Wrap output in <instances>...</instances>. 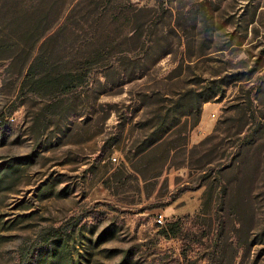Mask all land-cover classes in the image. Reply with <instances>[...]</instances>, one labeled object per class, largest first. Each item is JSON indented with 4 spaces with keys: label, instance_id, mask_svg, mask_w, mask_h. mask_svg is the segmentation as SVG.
<instances>
[{
    "label": "rangeland",
    "instance_id": "obj_1",
    "mask_svg": "<svg viewBox=\"0 0 264 264\" xmlns=\"http://www.w3.org/2000/svg\"><path fill=\"white\" fill-rule=\"evenodd\" d=\"M48 6V51L97 30L147 74L34 92ZM214 249L264 264V0H0V264H211Z\"/></svg>",
    "mask_w": 264,
    "mask_h": 264
},
{
    "label": "trees",
    "instance_id": "obj_2",
    "mask_svg": "<svg viewBox=\"0 0 264 264\" xmlns=\"http://www.w3.org/2000/svg\"><path fill=\"white\" fill-rule=\"evenodd\" d=\"M54 12L53 7L47 8V24H45L46 28L40 36V38L46 39L42 40V43L39 45L38 52L32 59L25 77V84H32L34 92L41 95L44 92L47 94L53 93L55 98H60L64 101L65 97L74 94L77 98L81 97V91L89 85L95 91L97 85L100 88L101 86H112L113 81L116 79L130 82L147 74L141 64L142 58L139 55L140 53H137V51L119 50L114 45V42H116L115 38L108 35L104 36L97 30H94L83 39H79L81 45L85 44V49L79 46L78 49L72 48L76 49L75 51H65V53L59 51L57 54L48 51L45 47L47 44L45 43L48 41V37H51L55 32L53 31L54 29L49 28V23L51 19L53 22L59 17L58 13ZM97 22L98 20L95 21V24ZM61 27L59 26L58 29H62ZM135 38L141 42V35L131 36V39ZM119 45L120 43H118ZM44 68L46 69V73L42 76L41 71ZM105 92L106 90L98 92L96 95H102ZM215 94L216 91L214 89L210 90L208 88L198 92L195 97H192L196 101V106L191 105V114L193 112H196V115L199 114L201 103L210 100ZM119 138L120 132L111 141L110 147H113ZM133 146L134 144H131L129 151L132 150ZM183 228V219H177L168 223L163 228V232L169 238L178 237L182 236ZM215 246H218L217 239ZM215 254L216 249H214L211 264H218L214 258Z\"/></svg>",
    "mask_w": 264,
    "mask_h": 264
},
{
    "label": "built area",
    "instance_id": "obj_3",
    "mask_svg": "<svg viewBox=\"0 0 264 264\" xmlns=\"http://www.w3.org/2000/svg\"><path fill=\"white\" fill-rule=\"evenodd\" d=\"M158 221L159 222H162L163 221V215H159Z\"/></svg>",
    "mask_w": 264,
    "mask_h": 264
}]
</instances>
